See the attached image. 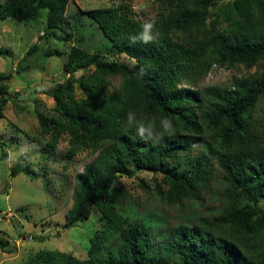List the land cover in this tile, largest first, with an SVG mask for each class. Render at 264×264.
<instances>
[{
    "label": "trees",
    "instance_id": "trees-1",
    "mask_svg": "<svg viewBox=\"0 0 264 264\" xmlns=\"http://www.w3.org/2000/svg\"><path fill=\"white\" fill-rule=\"evenodd\" d=\"M130 1L89 8L87 16L109 45L132 61L70 45L62 61L67 76L42 89L52 98L54 114H37L38 134L31 137L37 148L52 152L66 135L67 155L82 148L93 154L74 175L62 224H74L94 207L100 227L89 236L85 257L39 248L14 264H264V112L256 119L253 115L257 100L264 99V0H231L218 11L211 9L213 0H152L159 8L153 20L159 38L150 44L130 41L144 22L133 15ZM67 2L0 0V19H32L43 7L37 37L48 28L70 34ZM35 47L33 41L26 52ZM60 53L58 48L44 50L45 55ZM212 63L258 65L259 70L229 84L196 85ZM79 68L86 72L75 76ZM112 76L118 77V86L107 92ZM9 77L0 71V93L6 90L1 80ZM129 112L137 118L167 116L177 133L155 145L140 139L134 128L128 129ZM199 139L216 159L222 200L211 219L173 225L164 245L148 219L130 217L117 207L124 196L117 175L128 172V166L161 171L168 158ZM201 156L190 158L195 174L201 171ZM20 169L36 175L17 163L9 172ZM164 175L166 188L157 185L155 190L167 202L182 195L198 199L200 186L185 169ZM4 246L0 237V249Z\"/></svg>",
    "mask_w": 264,
    "mask_h": 264
},
{
    "label": "rangeland",
    "instance_id": "rangeland-1",
    "mask_svg": "<svg viewBox=\"0 0 264 264\" xmlns=\"http://www.w3.org/2000/svg\"><path fill=\"white\" fill-rule=\"evenodd\" d=\"M118 1L68 0L65 14L73 26L70 34L48 28L42 36L37 37L43 29V7L38 8L32 19L17 20L10 16L0 19V71L10 74L9 78L1 80L6 90L0 93V100L3 101L0 106V237L5 239V246L0 249V264H14L39 248H56L85 257L89 236L100 227L98 211L94 207H90L89 214L74 224H62L64 212L71 204L74 175L93 154L82 148L71 156L67 155L66 135L59 137L52 152L37 148L31 137L38 134L37 114H54L52 98L42 89L52 88L67 76L62 70V61L70 45L100 52L107 59L132 61L111 47L108 38L87 16L89 8ZM213 1L215 4L211 9L215 11L227 7L231 2ZM130 4L133 15L143 21H153L159 13L152 0H131ZM33 41L36 47L27 53ZM52 48H58L61 53L44 54L45 49ZM257 70L258 65L248 67L239 63L226 67L214 64L196 85L229 84L234 77L249 76ZM85 72V69L79 68L74 75ZM118 82L117 76L110 77L106 91L117 87ZM263 112L264 99L260 98L254 108V119ZM200 155L201 171L195 174L190 158ZM215 161L205 140L199 139L168 158L161 171L128 166V172L117 175L124 192L117 207L130 217L148 219L156 229L154 233L158 241L166 245L169 231L176 223H199L217 214L223 182ZM15 163L27 165L36 175L30 177L21 169L10 174L9 168ZM183 169L200 186L199 197L193 200L182 195L179 201L167 202L164 193L158 194L155 186L164 190L167 186L164 173L178 175ZM258 205H262L261 198ZM258 246H254L255 250Z\"/></svg>",
    "mask_w": 264,
    "mask_h": 264
},
{
    "label": "clouds",
    "instance_id": "clouds-1",
    "mask_svg": "<svg viewBox=\"0 0 264 264\" xmlns=\"http://www.w3.org/2000/svg\"><path fill=\"white\" fill-rule=\"evenodd\" d=\"M155 23L152 20L144 21L140 26V31L136 36L130 37V41H139L143 44L155 43L159 38V33H154ZM128 129H135L137 137L158 144L165 137L172 138L177 133V127L173 120L167 116L151 115L137 118L133 113L127 114Z\"/></svg>",
    "mask_w": 264,
    "mask_h": 264
},
{
    "label": "built area",
    "instance_id": "built-area-1",
    "mask_svg": "<svg viewBox=\"0 0 264 264\" xmlns=\"http://www.w3.org/2000/svg\"><path fill=\"white\" fill-rule=\"evenodd\" d=\"M215 63H212L211 65H214ZM210 70V67H209V69L207 70V71H209Z\"/></svg>",
    "mask_w": 264,
    "mask_h": 264
}]
</instances>
